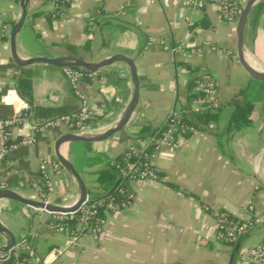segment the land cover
I'll list each match as a JSON object with an SVG mask.
<instances>
[{"label":"crops","instance_id":"1","mask_svg":"<svg viewBox=\"0 0 264 264\" xmlns=\"http://www.w3.org/2000/svg\"><path fill=\"white\" fill-rule=\"evenodd\" d=\"M260 2L261 10L252 14ZM256 4L244 29L245 56L256 58V65L248 62L264 73V0ZM64 11L60 16L50 3L29 0L24 24L15 37L18 55L99 61L121 53L134 58L140 82L139 102L124 130L102 141L61 146L88 193L98 191L96 171L128 146L144 141L171 109L187 108L193 78L200 71L212 75L221 107L217 118L208 123L190 112L195 129L176 150H164L153 159L159 180L130 182L132 203L108 214L101 232H86L75 248L64 249L66 235L48 227L52 213L0 198V222L16 243L25 239L34 252L27 264H43L55 250L63 252L51 264H237L241 249L264 240V84L251 79L238 61L236 22L225 21L216 4L192 9L185 0H70ZM20 13V0H0V116H10L21 100L26 101L27 121L13 129L12 139L33 133L36 142L12 150L0 178L8 189L35 199L31 184L40 160L56 159V139L72 130L33 132L31 127L74 111L78 102L61 67L44 63L19 67L13 62L9 39ZM175 45L184 46L187 54L173 55L170 49ZM22 68L30 75V99L17 89ZM81 87L89 97L97 133L115 125L133 90L130 70L121 61L85 76ZM8 90L15 92L8 94ZM248 101L253 103L250 124L228 131L235 106ZM36 107L67 112L43 117ZM141 126L147 128L142 137L131 133ZM53 175L57 182L50 202L73 204L79 194L73 176L65 169ZM219 210L252 222L236 243L216 237L214 213ZM5 242L0 234V247ZM10 259H0V264H11Z\"/></svg>","mask_w":264,"mask_h":264},{"label":"built area","instance_id":"2","mask_svg":"<svg viewBox=\"0 0 264 264\" xmlns=\"http://www.w3.org/2000/svg\"><path fill=\"white\" fill-rule=\"evenodd\" d=\"M43 1L50 3L60 16L64 15V6L70 2V0ZM185 2L192 9H200L206 3L216 4L222 18L231 23L237 22L244 5L240 0H185ZM163 42L160 41V43ZM170 50L173 55L185 56L187 54L186 48L182 45L172 46ZM180 69L186 70V67L181 66ZM61 70L77 99L78 106L74 111L33 124L32 131L42 132L49 128H70L71 132L76 134L97 133L99 128L92 122L94 112L90 106L89 97L81 87L83 78L95 74L96 71H87L76 67H61ZM192 82L191 94L193 96L188 102L187 108L183 110L171 109L163 124L153 134L144 141L132 144L124 150L121 160L114 165L119 178L115 193L103 194L94 190L87 193L85 201L76 212L52 213L53 220L48 224V227L66 235L64 249L75 248L81 236L86 232L98 235L108 214L119 212L132 203L134 192L129 187L130 182L159 180L160 175L153 159L157 153L164 150H176L183 138L195 129L194 124L189 122L188 114L190 112L216 111L221 107L218 87L210 72L200 71ZM11 91L15 92V90H8L7 93L10 94ZM29 112V104L21 100L20 104L14 107L10 116H0V171L5 158L12 150L36 142L33 133L17 140L12 139L13 129L27 121ZM62 169L63 167L57 159L51 160L44 157L40 160L38 175L33 178L31 184L35 199L44 202L51 201L57 182L53 174L59 173ZM3 189H8V186L0 178V190ZM248 209H253L252 203L248 205ZM214 217L216 237L226 243H236L252 224L250 221L244 222L232 217L225 210L215 212ZM23 250H26L25 255L22 254ZM62 252L61 250L50 252L43 259V264H51ZM8 257L12 259L13 264H27L31 257H34V252L24 239L12 246ZM237 264H264V240L241 249Z\"/></svg>","mask_w":264,"mask_h":264},{"label":"water","instance_id":"3","mask_svg":"<svg viewBox=\"0 0 264 264\" xmlns=\"http://www.w3.org/2000/svg\"><path fill=\"white\" fill-rule=\"evenodd\" d=\"M258 1L259 0H246V2L243 5L241 14L237 19L236 29H235L236 38H237L236 53H237L238 61L242 66V68L244 69V71L246 72V74L251 79L264 84V73L253 68V66L248 62L245 56V46H244V29L246 26V22L253 6ZM28 2L29 0H20L21 13L17 21L13 24L10 32V39H9L10 54L13 62L17 66L25 67L36 63H44L56 67H76L87 71H96L113 62L121 61L128 66L130 70L131 81L133 84L131 97L123 113L121 114V116L119 117V119L117 120L114 126L104 130L103 132L94 133V134H76L73 132H66L61 134L56 139L54 144L55 157L58 160V162L61 164L63 169H65L68 173H70L73 176L78 186V191H79L78 198L73 204L65 205V204L44 202L41 200L24 197L11 189L0 190V198L12 199L22 204L34 208H38L41 210H45L49 213H72V212H76L80 208L82 203L85 201L88 192L83 177L81 176L80 172L76 169L73 162L69 160L65 156V154L61 152L60 150L61 146L62 144L73 141H80L87 143L102 141L107 138H110L112 135L122 130L127 125L134 110L138 105L139 97H140L139 94L140 82L137 73V67L134 58L121 53L113 54L108 58L99 61H89L77 56H58V57L33 56L28 58L20 57L16 51L15 37L17 32L22 28L24 24L27 15ZM0 234H2L6 240L5 245L0 247V253H2L0 259H5L8 257L9 250L16 243V239L13 233L1 222H0Z\"/></svg>","mask_w":264,"mask_h":264},{"label":"trees","instance_id":"4","mask_svg":"<svg viewBox=\"0 0 264 264\" xmlns=\"http://www.w3.org/2000/svg\"><path fill=\"white\" fill-rule=\"evenodd\" d=\"M262 6H263L262 2L256 4V6L252 10V14H254L255 12H258V10H261ZM21 70L24 73H22L18 77L17 89L22 96L30 99L31 98L30 75L27 74V71L25 70V68H22ZM192 96L193 94H191V90H190L188 94V102L191 100ZM252 108H253V103L250 101L245 102L243 104L236 105L228 121V131L236 130V129L249 125L250 120H251L250 115L252 112ZM218 110L219 109H217L216 111L207 110V111L198 113L196 115V118L198 121L202 123H208L217 118ZM36 112H38L39 116L50 117V116H53V115H56L62 112H67V110L64 108L36 107ZM189 122L192 123L190 119H189ZM124 129L125 128H123L122 130ZM157 129L158 128L153 129L149 135L153 134ZM146 130H147L146 127L141 126L140 128L133 130L131 133L134 135H138L139 137L140 136L142 137V134ZM121 155L110 160L108 162V165L105 168H102L95 172L96 173L95 181H96L97 190L99 193L107 194V193L116 192L115 188L117 184L119 183V178H118L117 170L115 169L114 165L116 162H119L121 160V157H122ZM11 264H13V262Z\"/></svg>","mask_w":264,"mask_h":264},{"label":"bare ground","instance_id":"5","mask_svg":"<svg viewBox=\"0 0 264 264\" xmlns=\"http://www.w3.org/2000/svg\"><path fill=\"white\" fill-rule=\"evenodd\" d=\"M247 59L248 61L252 64V65H256V58L254 59V57L250 54H247ZM260 63V62H259ZM67 148V147H66ZM67 150V149H66ZM63 151V150H62Z\"/></svg>","mask_w":264,"mask_h":264}]
</instances>
